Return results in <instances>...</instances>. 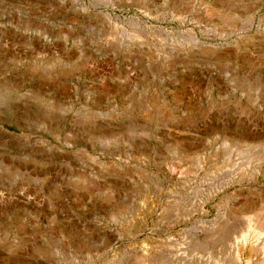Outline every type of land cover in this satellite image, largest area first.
Masks as SVG:
<instances>
[{"label": "rangeland", "instance_id": "1", "mask_svg": "<svg viewBox=\"0 0 264 264\" xmlns=\"http://www.w3.org/2000/svg\"><path fill=\"white\" fill-rule=\"evenodd\" d=\"M0 264H264V0H0Z\"/></svg>", "mask_w": 264, "mask_h": 264}]
</instances>
